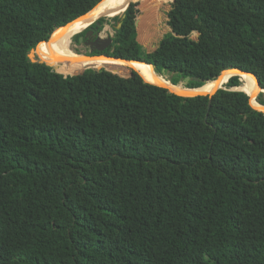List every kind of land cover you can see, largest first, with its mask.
<instances>
[{
    "label": "trees",
    "instance_id": "16d2710c",
    "mask_svg": "<svg viewBox=\"0 0 264 264\" xmlns=\"http://www.w3.org/2000/svg\"><path fill=\"white\" fill-rule=\"evenodd\" d=\"M101 1L0 0V264H264V112L239 75L209 108L124 64L52 60L41 42ZM158 6L100 17L121 21L107 53L180 87L239 68L264 88V0H174L149 52L136 21Z\"/></svg>",
    "mask_w": 264,
    "mask_h": 264
},
{
    "label": "bare ground",
    "instance_id": "6f19581e",
    "mask_svg": "<svg viewBox=\"0 0 264 264\" xmlns=\"http://www.w3.org/2000/svg\"><path fill=\"white\" fill-rule=\"evenodd\" d=\"M118 1L120 2V0H103L95 8H93L91 11H89L87 14L83 15L79 19L67 24L66 26L58 28L48 41L41 42V44L46 49L47 53H49L51 59L59 63L72 64V65L73 64L87 65V63L88 64L91 63L124 64L139 70L140 74H142L143 78L147 82L169 88L171 91L176 92L177 94L180 95L213 94L221 86H223V83L226 82L230 78V76L237 74L241 77L245 89L247 91L244 90L243 88H240V86L239 88L246 91L249 94L251 105L254 108L264 112V105L259 103L258 100H256L257 95L261 89L258 85L256 78L249 73L241 72L238 70H231V71L229 70L223 72L214 82L210 84L207 85L204 84L205 86L203 85L198 88H188L183 85L182 87H180L171 84L159 74V73H166L164 70L158 72L155 67L144 62L120 61V60L107 59L105 57L87 58L84 55L75 53L73 49H75L74 47L77 46L74 38L75 36L79 37L80 30L86 28L88 25H90L100 17L111 16L109 14L121 13V11H124L127 8L128 4L131 3L132 0H125L122 5H115ZM114 5L115 8L113 7ZM83 67L78 68L76 70L82 69ZM54 70L58 71L59 73H65V71H63L61 68H58L56 64H54Z\"/></svg>",
    "mask_w": 264,
    "mask_h": 264
},
{
    "label": "rangeland",
    "instance_id": "374dc122",
    "mask_svg": "<svg viewBox=\"0 0 264 264\" xmlns=\"http://www.w3.org/2000/svg\"><path fill=\"white\" fill-rule=\"evenodd\" d=\"M158 1H159V6H158V11H157V16L151 25L150 31L149 32H147V31L140 32V30L137 28V31H138L137 38H138L139 42L149 52L153 51L157 47V45H158L159 41L162 39V37L168 31H170V26L168 25V14L167 13L171 9L172 3L174 0H158ZM122 12L123 11H121V13ZM142 12L139 15V18L142 15ZM106 17H108V16H106ZM108 18H110V17H108ZM115 26H116V23L113 20L110 23L106 22L102 27L100 35L103 37L112 36L115 32V29L117 28V27L115 28ZM194 36L196 37L197 34L195 33ZM76 42L77 41H75V43ZM74 48L77 49L76 47H74ZM81 49H84V50H81L82 52L85 51V48L81 47ZM165 74H167V76L169 78L172 76V74H169V73H165ZM181 81H183V78L181 79ZM241 81H242V79H241ZM180 85H183V83H181ZM240 88H243L244 90H246L243 81H242V84L240 85ZM260 94H261V90L259 91L257 98L259 97ZM257 98H256V100H257Z\"/></svg>",
    "mask_w": 264,
    "mask_h": 264
},
{
    "label": "water",
    "instance_id": "95a60500",
    "mask_svg": "<svg viewBox=\"0 0 264 264\" xmlns=\"http://www.w3.org/2000/svg\"><path fill=\"white\" fill-rule=\"evenodd\" d=\"M103 1V0H102ZM101 1V2H102ZM136 2V1H135ZM100 3V2H99ZM98 3V4H99ZM97 4V5H98ZM96 5V6H97ZM130 5V3L128 4V6ZM95 6V7H96ZM128 6H127V8H128ZM94 7V8H95ZM126 8V9H127ZM126 9L122 12V13H118V14H109V15H111V16H108V17H113V16H116V15H119V16H121V17H123L124 16V13H125V11H126ZM91 11V10H90ZM88 13V12H87ZM86 13V14H87ZM83 15H85V14H83ZM83 15H81V16H79V17H77L76 19H74L73 21H71V22H74L75 20H77V19H79L80 17H82ZM139 19L140 18H138V20L136 21V27L138 28V25H139ZM71 22H69V23H71ZM94 22H96V25L97 26H100L101 25V22L97 19V20H95ZM93 22V23H94ZM68 23V24H69ZM93 23H91L90 25H88L86 28H84L80 33H82L83 31H85V30H87L88 28L90 29L87 33V35H89V34H92V32H93V29L91 28V27H93L92 26V24ZM67 25V24H66ZM66 25H64V26H66ZM121 26V21H119L118 23H117V25H116V27L117 28H119ZM60 27H63V26H60ZM60 27H58V28H60ZM57 28V29H58ZM57 29H55L54 31H53V33L57 30ZM53 33L51 34V36H50V38L52 37V35H53ZM197 35H198V33H197ZM110 37V36H109ZM49 38V39H50ZM111 38V37H110ZM48 39V40H49ZM83 39V37H81V40ZM48 40H46V41H48ZM139 41V40H138ZM42 42H44V41H42ZM40 44V43H39ZM38 44V45H39ZM37 45V46H38ZM37 48V47H36ZM36 48H34V49H32L30 52H29V58L31 59V61H33V62H40V63H46L47 65H49L47 62H44V61H42L41 59H38V58H36L35 57V54H34V51H35V49ZM104 48L105 47H103V46H98L97 47V50L98 51H102V50H104ZM93 50L94 49H91V53L93 52ZM73 51L75 52V53H77V54H80V55H84L85 57H87V58H95V57H105V58H107V59H113V60H120V61H137V62H144V61H139V60H130V59H127V58H122V57H117V56H111V55H108V54H100V55H90V54H86L85 52H82V51H77V50H75V49H73ZM144 63H147V62H144ZM147 64H150V63H147ZM150 65H152V64H150ZM153 67H154V65H152ZM52 70H54V68L52 67ZM102 70H108L107 68H104V69H100V68H91L89 71H91L90 73L92 74V73H95V72H97V71H102ZM164 71H165V69H163ZM231 71V70H238V71H241V72H245V73H249V74H251V75H253L255 78H256V80H257V82H258V85H259V87H260V89H261V92H264V88H262L261 87V85H260V82H259V80H258V77L254 74V73H251V72H247V71H244V70H242V69H239V68H229V69H226V70H223L222 72H221V74L223 73V72H225V71ZM54 71H56V70H54ZM56 72H58V71H56ZM220 74V75H221ZM219 75V76H220ZM235 75H237V74H235ZM66 76V75H65ZM130 76H133V75H122V77H130ZM233 76V75H232ZM190 77H184L183 78V86H185L186 85V83L187 82H189L190 81ZM194 80H196V77H194L193 78ZM228 81V80H227ZM226 81V82H227ZM174 85H176V84H174ZM160 86V85H159ZM163 87V86H162ZM166 88V87H165ZM189 88V87H188ZM220 88H224L223 86H221ZM170 92H173V91H171L169 88H167ZM232 90H242V89H240L239 87H233L232 88ZM244 91V90H243ZM173 93H176V92H173ZM215 93V92H214ZM213 93V94H214ZM177 94V93H176ZM213 94H196V95H209L210 96V101H209V108H210V106H211V102H212V96H213ZM178 95H180V94H178ZM196 95H181V96H196ZM251 102V101H250ZM256 109V108H255ZM258 110V109H257ZM260 111V110H259Z\"/></svg>",
    "mask_w": 264,
    "mask_h": 264
},
{
    "label": "flooded vegetation",
    "instance_id": "af4514ba",
    "mask_svg": "<svg viewBox=\"0 0 264 264\" xmlns=\"http://www.w3.org/2000/svg\"><path fill=\"white\" fill-rule=\"evenodd\" d=\"M102 27H103L102 25L100 26L95 25L91 27L93 29L92 34L87 35L88 34L87 32L90 30L89 28L85 30L84 32H82L81 34H79L78 41L76 42L77 49L75 50L77 51L84 50V49H81L82 47V48H85L84 52L86 54H90V55L108 54L107 52L111 49L113 45L117 29H115L114 34L110 36L111 37L110 38L109 36L103 37L100 35ZM81 37H83L82 40H81ZM98 46H103L105 48L102 51H98L97 50ZM91 49H94L92 53L90 52Z\"/></svg>",
    "mask_w": 264,
    "mask_h": 264
}]
</instances>
